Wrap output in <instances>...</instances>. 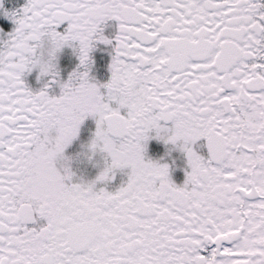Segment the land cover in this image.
<instances>
[{
    "label": "snow or ice",
    "instance_id": "1",
    "mask_svg": "<svg viewBox=\"0 0 264 264\" xmlns=\"http://www.w3.org/2000/svg\"><path fill=\"white\" fill-rule=\"evenodd\" d=\"M0 16V264H264V0H25Z\"/></svg>",
    "mask_w": 264,
    "mask_h": 264
},
{
    "label": "flooded vegetation",
    "instance_id": "2",
    "mask_svg": "<svg viewBox=\"0 0 264 264\" xmlns=\"http://www.w3.org/2000/svg\"><path fill=\"white\" fill-rule=\"evenodd\" d=\"M3 4V8L7 10L18 9L23 5L25 0H0ZM0 22L5 24L8 23L7 20L0 16ZM110 25L114 24V22H109ZM105 35L111 36L114 34V29L105 28ZM111 50L108 46L103 44H97L93 51L90 53L94 63L92 66V70L90 75L95 79L104 82L109 76L110 72L108 70V65L111 60ZM78 61L76 57L72 54L71 49H65L60 54L59 67L61 76L66 78V75L73 67H75ZM94 129V122L91 120L86 121V123L82 126V130L79 138L73 142V145L67 150V152L75 155L78 152H81V145L86 144L91 135V130ZM81 161L83 162H74L73 167L78 169L81 174L85 175L87 178H93L97 172L99 171V167H102L103 161L102 158L97 156L95 158L96 163L99 167L93 166L92 163L87 162L84 157H81ZM179 171L177 172V176H179ZM119 178V174H118Z\"/></svg>",
    "mask_w": 264,
    "mask_h": 264
}]
</instances>
